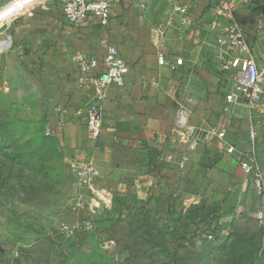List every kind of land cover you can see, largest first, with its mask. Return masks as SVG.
Returning a JSON list of instances; mask_svg holds the SVG:
<instances>
[{
  "label": "rangeland",
  "instance_id": "1",
  "mask_svg": "<svg viewBox=\"0 0 264 264\" xmlns=\"http://www.w3.org/2000/svg\"><path fill=\"white\" fill-rule=\"evenodd\" d=\"M63 1L0 0V264H264V220L256 218L264 187L238 169V154L210 125L191 123L195 152L168 139L166 149L132 158L123 189L100 177L77 181L75 157L54 135L56 79L14 39L16 23ZM173 5L149 0L146 13L169 24ZM262 31L252 49L264 68ZM238 120L232 140L239 152L254 150L264 186V106ZM186 164L206 173L186 174Z\"/></svg>",
  "mask_w": 264,
  "mask_h": 264
},
{
  "label": "crops",
  "instance_id": "2",
  "mask_svg": "<svg viewBox=\"0 0 264 264\" xmlns=\"http://www.w3.org/2000/svg\"><path fill=\"white\" fill-rule=\"evenodd\" d=\"M108 1L112 7L107 26L95 17L79 25L68 24L63 4L35 9L14 26V39L28 49L30 60L42 63L47 76L56 79L61 107L53 121L54 135L64 142L66 151L74 155L75 161L95 168L101 182L123 189L130 178L132 158L168 147L177 109L184 105L192 112L193 125L226 130V142L238 152L232 133L247 111L240 109L235 115L223 112L231 78L221 70L216 40L225 35L227 20L217 13L213 2L174 0L173 8L188 7V22L182 23L181 15L175 14L174 22L154 24L146 13L149 0ZM236 1V18L248 44L251 48L254 41L261 45L262 0H251L248 6ZM105 41L118 49L130 73L123 87L107 91L101 106L102 133L96 141H90L86 118L77 112L90 104L92 93L79 81L73 55L79 52L96 57L101 72ZM159 54L166 60L162 66ZM254 55L259 65L261 56L257 51ZM179 59L182 64L176 65ZM195 166L191 169V164H186L184 173H206L202 166Z\"/></svg>",
  "mask_w": 264,
  "mask_h": 264
},
{
  "label": "built area",
  "instance_id": "3",
  "mask_svg": "<svg viewBox=\"0 0 264 264\" xmlns=\"http://www.w3.org/2000/svg\"><path fill=\"white\" fill-rule=\"evenodd\" d=\"M217 13L227 20L225 35L216 40L217 54L221 70L230 75L231 86L225 96L223 112L235 115L240 109H246L250 116L264 106V68H261L255 58L254 51L247 42L245 32L236 18V0H211ZM242 6L251 4V0H238ZM111 3L108 0H64L62 13L66 23L79 25L90 17L97 18L102 26H107L110 21ZM188 7L178 5L174 8L175 14L181 15L182 23L188 22ZM213 25V27L217 26ZM106 44L107 50L105 63L101 72H98L99 60L96 57H86L76 52L73 63L79 73V81L91 89V102L80 109L78 115L86 118V134L90 141H96L102 133L103 118L101 106L110 88H121L125 85L130 73L126 60L118 49ZM166 63L163 54H159V64ZM176 65H181L182 60H177ZM191 110L180 105L177 109L173 127L168 137L172 146L187 152H195L199 148L196 128L191 124ZM52 130L47 132L50 135ZM220 146L230 154H238V167L248 177L252 178L253 186L262 191L263 177L258 166L254 150L237 152L233 146L226 142L227 131H216ZM251 140L255 139V131L251 129ZM75 178L81 185H89L99 178V173L90 164L75 161ZM259 220H264V212L256 215Z\"/></svg>",
  "mask_w": 264,
  "mask_h": 264
},
{
  "label": "trees",
  "instance_id": "4",
  "mask_svg": "<svg viewBox=\"0 0 264 264\" xmlns=\"http://www.w3.org/2000/svg\"><path fill=\"white\" fill-rule=\"evenodd\" d=\"M239 152V151H238Z\"/></svg>",
  "mask_w": 264,
  "mask_h": 264
}]
</instances>
